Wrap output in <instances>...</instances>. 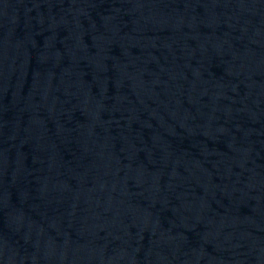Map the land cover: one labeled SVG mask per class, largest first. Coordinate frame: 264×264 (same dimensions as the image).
I'll return each mask as SVG.
<instances>
[{
  "label": "water",
  "instance_id": "obj_1",
  "mask_svg": "<svg viewBox=\"0 0 264 264\" xmlns=\"http://www.w3.org/2000/svg\"><path fill=\"white\" fill-rule=\"evenodd\" d=\"M0 264H264V0H0Z\"/></svg>",
  "mask_w": 264,
  "mask_h": 264
}]
</instances>
